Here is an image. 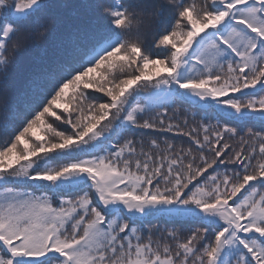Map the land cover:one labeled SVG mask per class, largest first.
<instances>
[{
	"label": "snow or ice",
	"instance_id": "obj_1",
	"mask_svg": "<svg viewBox=\"0 0 264 264\" xmlns=\"http://www.w3.org/2000/svg\"><path fill=\"white\" fill-rule=\"evenodd\" d=\"M62 7L0 0V264H264V0Z\"/></svg>",
	"mask_w": 264,
	"mask_h": 264
},
{
	"label": "trees",
	"instance_id": "obj_2",
	"mask_svg": "<svg viewBox=\"0 0 264 264\" xmlns=\"http://www.w3.org/2000/svg\"><path fill=\"white\" fill-rule=\"evenodd\" d=\"M47 3L55 5H66V7L57 8L55 17H45L57 18L58 19V34L66 30V24L62 21H68L73 25L80 23L91 24L95 22L97 28L103 27L107 23V18L103 16L101 12V6L110 5L114 0H46ZM127 2V0H125ZM145 2L152 4L162 3L163 0H145ZM91 6V7H89ZM8 10L5 9L0 12V17L6 16ZM49 43V41H44L42 47ZM41 56L40 49H31L28 51L20 52L15 55V62L11 64L7 69V82L12 85L14 92H19L22 88L24 82L30 75L32 67L35 65L36 61ZM0 80H3V73L0 72ZM180 115H183L187 109L189 112L195 111L191 109L188 105L180 104ZM2 135V133H0ZM152 223L163 224V221H152ZM180 227V225H177ZM185 229L191 227V225H184Z\"/></svg>",
	"mask_w": 264,
	"mask_h": 264
}]
</instances>
